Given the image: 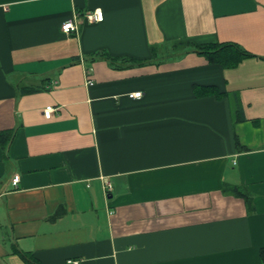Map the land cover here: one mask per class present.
<instances>
[{"label": "crops", "instance_id": "obj_1", "mask_svg": "<svg viewBox=\"0 0 264 264\" xmlns=\"http://www.w3.org/2000/svg\"><path fill=\"white\" fill-rule=\"evenodd\" d=\"M179 42L254 56L162 59ZM24 255L264 264V0H0V264Z\"/></svg>", "mask_w": 264, "mask_h": 264}, {"label": "trees", "instance_id": "obj_2", "mask_svg": "<svg viewBox=\"0 0 264 264\" xmlns=\"http://www.w3.org/2000/svg\"><path fill=\"white\" fill-rule=\"evenodd\" d=\"M157 47H153V56H157ZM197 52L202 55H204L208 61L212 64H218L221 65L224 68L228 67H234L236 66L242 59L250 56H254L247 52L245 49H243L241 46H239L236 43L228 42V43H194V42H179L178 44H175L172 46V48L169 50L168 53L165 54L164 58L162 59H173L178 55L186 54L188 52ZM102 57L108 58L112 64H118L120 61L119 66L124 63L129 62H135L138 64H144L151 62L152 60L146 59V60H140V59H128V58H117L114 56H111L107 52H101L99 53ZM26 92H32L36 89H24ZM201 93L204 94H214V95H220V92L213 86H204L202 89H200ZM230 189V188H228ZM232 191H236L237 193L240 192L243 194L244 192L240 190L238 187H233ZM27 257L30 264H39L38 261H36L33 257H30L29 255H24Z\"/></svg>", "mask_w": 264, "mask_h": 264}, {"label": "built area", "instance_id": "obj_3", "mask_svg": "<svg viewBox=\"0 0 264 264\" xmlns=\"http://www.w3.org/2000/svg\"><path fill=\"white\" fill-rule=\"evenodd\" d=\"M85 19L90 21V22H98V21H103L104 20V12L101 9H96L94 11H89L85 15ZM82 19V14H77L76 17L73 19L67 20L63 23L62 29L65 33L70 34L73 33L78 29V22ZM88 74H90V70L87 71ZM89 83L92 84V81H89ZM143 96L142 91L138 92H133L130 93V97L132 98H141ZM55 109L50 108L45 111V115L48 118H51L53 115ZM20 182V174H15L14 177L12 178V184L14 187H18V184ZM106 187L108 190H112V184L109 181H106ZM75 264H79L78 261H70Z\"/></svg>", "mask_w": 264, "mask_h": 264}]
</instances>
